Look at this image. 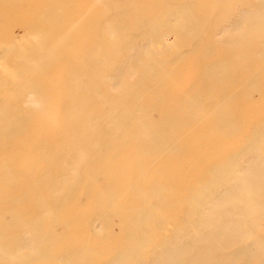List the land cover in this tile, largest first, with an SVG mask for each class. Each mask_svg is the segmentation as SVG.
<instances>
[{"label":"bare ground","instance_id":"6f19581e","mask_svg":"<svg viewBox=\"0 0 264 264\" xmlns=\"http://www.w3.org/2000/svg\"><path fill=\"white\" fill-rule=\"evenodd\" d=\"M26 2L0 0V264H264V0Z\"/></svg>","mask_w":264,"mask_h":264},{"label":"rangeland","instance_id":"374dc122","mask_svg":"<svg viewBox=\"0 0 264 264\" xmlns=\"http://www.w3.org/2000/svg\"><path fill=\"white\" fill-rule=\"evenodd\" d=\"M23 3H27V4H23L21 7H20V14H29L30 12H32L36 7H33V8H31V6H29V4H28V2H26V0H21ZM30 1H32V0H30ZM36 1V0H35ZM37 1H40V0H37ZM31 8V9H30ZM19 26L20 25H18V27L17 26H15L14 25V28H15V30H12V32H13V34L15 35L14 37H15V40H17L16 41V44L18 43L19 45L20 44H23V41L25 42L27 39H28V36H27V34H24L25 32H24V30L23 31H20V30H22V28L21 29H19ZM13 29V28H12ZM19 29V30H18ZM18 33V34H17ZM22 35V37H20ZM26 35V36H25Z\"/></svg>","mask_w":264,"mask_h":264}]
</instances>
